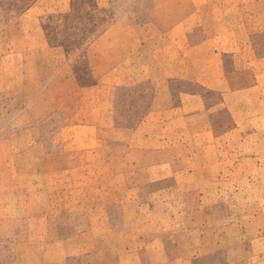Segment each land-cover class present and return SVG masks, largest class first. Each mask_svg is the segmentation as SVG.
<instances>
[{
	"label": "rangeland",
	"instance_id": "rangeland-1",
	"mask_svg": "<svg viewBox=\"0 0 264 264\" xmlns=\"http://www.w3.org/2000/svg\"><path fill=\"white\" fill-rule=\"evenodd\" d=\"M234 3L0 0V264H264V6L209 49Z\"/></svg>",
	"mask_w": 264,
	"mask_h": 264
},
{
	"label": "crops",
	"instance_id": "crops-1",
	"mask_svg": "<svg viewBox=\"0 0 264 264\" xmlns=\"http://www.w3.org/2000/svg\"><path fill=\"white\" fill-rule=\"evenodd\" d=\"M235 1V5L238 7H243L242 9L240 8H234L233 11H234V17L237 19L233 24H229L228 21H227V15L226 13H224L223 10H220V14H219V20L216 22L217 25H215V28L213 30V32L215 34H218V35H215V37L213 38L212 40V44L209 46V49H217V50H229V49H233L234 46L232 44V40L230 38V33H233V32H236L238 34H246V33H252V32H255L257 31L256 28H245L243 26V24L240 23V17H243V15L249 13V12H256V11H259L261 9V6H264V0H241V1H246L247 3H238L237 0H234ZM247 10V11H246ZM178 14L177 16L179 17H189V15L191 14V11H189V15L187 14H183L181 15L180 12L181 10L178 9L177 10ZM246 12V13H245ZM239 19V20H238ZM180 27V26H183L182 24L178 23L177 25L176 24H173V28L175 27ZM112 29H117L116 27H111V28H108L106 31H105V36L108 35ZM187 30H191L190 27H187L185 28ZM221 34H224V35H221ZM192 43V44H190ZM208 43L206 42V40H202L201 41V44H195V42H188L187 44V48L189 49H195L196 47H201V48H208ZM238 48L242 49L243 51L244 50H247V49H254V46L251 45V43L248 42L247 39H243L242 41H238V44H237ZM125 51H126V48H125ZM126 56H129V53L126 54L123 53L121 59L125 58ZM242 57H247V55L245 53H242ZM252 59L254 60L253 63H258L259 65L263 66L264 65V54H259L258 52H252V55H251ZM264 81V70H258V73H255L254 75V78H253V87L251 88V90H256L257 88L261 87L262 83ZM163 99V95L159 92V93H156L154 96H153V101H152V104H151V112H156L160 109V104H161V101ZM187 100H191L193 101V103L189 104L187 103ZM176 108L182 112H185L187 113L185 116H187V118H191V117H194L196 115H203V113H205V108L203 106V102L201 100V98L196 95L195 93L193 92H183L181 93V97H180V101H179V104L176 105Z\"/></svg>",
	"mask_w": 264,
	"mask_h": 264
}]
</instances>
